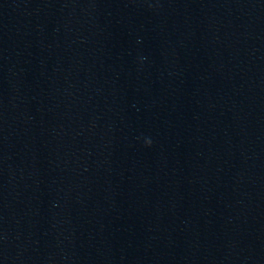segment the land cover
Returning <instances> with one entry per match:
<instances>
[{
  "label": "water",
  "instance_id": "1",
  "mask_svg": "<svg viewBox=\"0 0 264 264\" xmlns=\"http://www.w3.org/2000/svg\"><path fill=\"white\" fill-rule=\"evenodd\" d=\"M0 264H264V0H0Z\"/></svg>",
  "mask_w": 264,
  "mask_h": 264
},
{
  "label": "clouds",
  "instance_id": "2",
  "mask_svg": "<svg viewBox=\"0 0 264 264\" xmlns=\"http://www.w3.org/2000/svg\"><path fill=\"white\" fill-rule=\"evenodd\" d=\"M146 145L147 146H150L151 145V141L149 140V141H146Z\"/></svg>",
  "mask_w": 264,
  "mask_h": 264
}]
</instances>
